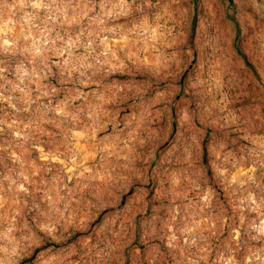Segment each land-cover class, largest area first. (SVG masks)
<instances>
[{
	"label": "rangeland",
	"instance_id": "1",
	"mask_svg": "<svg viewBox=\"0 0 264 264\" xmlns=\"http://www.w3.org/2000/svg\"><path fill=\"white\" fill-rule=\"evenodd\" d=\"M0 264H264V0H0Z\"/></svg>",
	"mask_w": 264,
	"mask_h": 264
}]
</instances>
